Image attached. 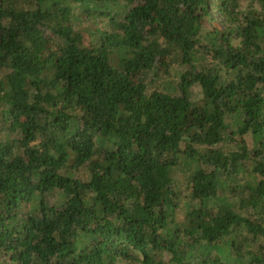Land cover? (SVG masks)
I'll return each mask as SVG.
<instances>
[{
    "label": "trees",
    "instance_id": "trees-1",
    "mask_svg": "<svg viewBox=\"0 0 264 264\" xmlns=\"http://www.w3.org/2000/svg\"><path fill=\"white\" fill-rule=\"evenodd\" d=\"M119 261L264 264V0H0V264Z\"/></svg>",
    "mask_w": 264,
    "mask_h": 264
},
{
    "label": "rangeland",
    "instance_id": "rangeland-1",
    "mask_svg": "<svg viewBox=\"0 0 264 264\" xmlns=\"http://www.w3.org/2000/svg\"><path fill=\"white\" fill-rule=\"evenodd\" d=\"M213 15H214V17H215L217 20H219L217 13L213 12ZM118 263H119V264H126L125 262H121V261H119Z\"/></svg>",
    "mask_w": 264,
    "mask_h": 264
}]
</instances>
